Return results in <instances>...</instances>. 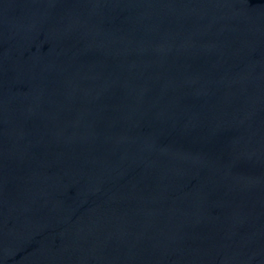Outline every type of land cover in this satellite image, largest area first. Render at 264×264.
<instances>
[{
	"label": "water",
	"instance_id": "obj_1",
	"mask_svg": "<svg viewBox=\"0 0 264 264\" xmlns=\"http://www.w3.org/2000/svg\"><path fill=\"white\" fill-rule=\"evenodd\" d=\"M0 264H264V0H0Z\"/></svg>",
	"mask_w": 264,
	"mask_h": 264
}]
</instances>
